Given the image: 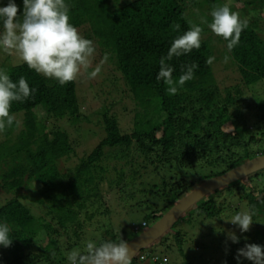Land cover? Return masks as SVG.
Instances as JSON below:
<instances>
[{
  "label": "trees",
  "instance_id": "16d2710c",
  "mask_svg": "<svg viewBox=\"0 0 264 264\" xmlns=\"http://www.w3.org/2000/svg\"><path fill=\"white\" fill-rule=\"evenodd\" d=\"M187 1L65 0L70 22L75 27L88 24L89 39L100 46L101 58L108 55L107 60L113 65L108 67V73L115 76L118 84L122 81L123 88L117 84L115 88L126 93L134 114L132 131H123L117 114L110 112L114 105L111 93L103 98L109 106L102 115L105 137L90 153L79 155L77 150L85 115L79 103L77 80L62 86L57 80L29 69L24 62L5 69L13 82L23 76L36 91L23 102L11 104L10 115H22L21 127L15 117L12 126L0 133V186L12 194L0 205V223L8 224L12 239L9 247L0 245V264H68V253L73 249L84 251L89 240L99 243L129 239L125 231L116 232L110 223L108 228L103 225L104 230L96 229L97 234L92 233L93 237L84 240L87 237L84 224L94 212L105 216L113 214L102 200L100 181L92 169V164L100 161L107 149H112L115 156L125 152L121 154L123 157H118L121 160H127L125 154L130 155L131 151L142 158L140 168L130 174L131 185L123 180L125 172L121 167L113 166L120 177L113 189L115 197L111 198L116 201V207H126V213L136 208L150 209L142 224L136 228L132 225L128 232L131 235L138 233L140 227L154 223L203 180L264 154V145L252 149L254 143L261 141L257 135L264 136V126L256 127L264 122V37L261 32L264 30V0H241L238 6L230 5L241 19L249 20L239 44L231 52L227 41L216 36V40L224 44L221 54L232 59L245 88L252 91L249 98H245L240 84L219 85L212 64L206 63L209 57L206 50L211 48L212 38L201 39L199 49L167 61L174 68V80L182 74V65L198 64L193 70L194 78L178 86L176 94H168V86L156 79L159 60L167 54L172 41L191 24L209 31L208 24L201 21L210 23L208 11L221 3L220 0ZM7 2L0 0V6ZM14 2L20 11L17 19H21L23 0ZM176 24L180 25L178 30L174 27ZM101 60L94 58L92 66L100 64ZM250 98L254 101L252 108L257 109V120L255 117L252 120L256 130L247 126L250 114H243L252 103L240 106L242 101H251ZM38 109H43L54 122L68 121L75 135L62 125L55 124L49 129L47 124L41 126ZM132 154L127 162L133 161ZM75 158L74 165L66 170L61 168L62 161ZM192 177L197 178L189 181ZM219 192L218 195L225 194L227 205H217L216 196L208 195L185 212L182 216L185 222L191 223L197 218L201 223L214 216L220 218L232 205H229L231 200L243 203L244 210L254 206L253 220L264 221V169ZM32 205L41 213L37 214ZM175 224L156 243L165 245V249H176L182 256L178 264H196L192 256L184 252V235ZM255 237L256 243L264 246V228L256 231ZM232 257L229 254L221 258L222 264ZM165 259L170 264L166 254L143 249L132 264H164Z\"/></svg>",
  "mask_w": 264,
  "mask_h": 264
},
{
  "label": "clouds",
  "instance_id": "9594fccd",
  "mask_svg": "<svg viewBox=\"0 0 264 264\" xmlns=\"http://www.w3.org/2000/svg\"><path fill=\"white\" fill-rule=\"evenodd\" d=\"M19 7L14 0H8L5 6H0V49L8 54H16L26 63L29 69L46 78L55 79L60 85L75 81L81 71L87 72L92 66V57L95 52L91 39L81 35L79 30L70 22L69 6L65 0H23L22 18ZM211 22L207 23L211 31L227 41L229 52L240 42V36L249 25L247 18L241 19L236 11L231 10L228 3L214 5L211 10ZM175 29L180 25L176 24ZM203 29L196 24L177 36L171 43L165 56L159 60L157 80H162L168 87V94H176L178 86L194 78L196 62L181 66V75L173 79L174 68L167 63L174 56L190 53L201 47V33ZM105 54L100 64L88 73L95 78L101 72V66L107 61ZM224 62L230 57L225 55ZM214 56L206 59L212 64ZM27 80L21 76L13 82L9 75L0 70V133L6 127H11L15 117L10 115L13 101L23 102L34 93ZM254 206L248 210L235 213L231 223L237 225L241 232H247L253 223ZM10 228L6 223H0V245L5 248L12 243ZM228 238L237 243L239 238L233 232H228ZM52 255H55L52 252ZM132 256L128 243L123 238L118 241L107 240L97 243L89 240L84 251L73 249L67 255L68 264H132ZM244 257L253 264H264V246L257 243H246L237 250V260ZM164 264H168L165 259Z\"/></svg>",
  "mask_w": 264,
  "mask_h": 264
},
{
  "label": "rangeland",
  "instance_id": "374dc122",
  "mask_svg": "<svg viewBox=\"0 0 264 264\" xmlns=\"http://www.w3.org/2000/svg\"><path fill=\"white\" fill-rule=\"evenodd\" d=\"M124 0H118L119 3H122ZM221 3H217V5H221L222 3H228L230 5L238 6L241 3V0H220ZM186 3L188 1L186 0ZM195 9V8H194ZM211 13V10L208 11V14ZM82 36L89 39L88 32H89V25L83 24L79 27H76ZM264 28V27H263ZM263 30V29H262ZM262 36L264 37V30L261 31ZM216 36L211 29L209 28V31H203L201 33V39L207 40L209 38L213 39V42L211 43V48H207L206 54L208 56H214L215 60L212 63V69L214 71V74L216 76L217 81H219V85L221 87H227L232 86L235 84H240L243 86L244 89V96L245 98H249L252 94L251 90H248L245 88L244 84L242 83V77L236 70L235 64L233 63L232 59L230 58L227 62H224V55H222V49L224 48V44L216 40ZM215 38V39H214ZM95 47V52L92 57L93 59L97 57V59H103L101 58V49L100 46L94 41V39L90 38ZM23 62L20 60L19 56L16 54H8L4 52L2 49H0V70L5 71V69L16 65L18 63ZM109 63V66L108 64ZM113 65L110 64V62L107 60L102 66H101V72L99 75H97L95 78H90L88 73L92 71L94 66H91L87 72L81 71L80 75L77 77L78 81V87L77 91L79 93L80 98V105L82 112L85 114L84 117H82L81 121V137H79L78 147L77 150L79 151L78 154L81 155L83 152L90 153L92 149L98 144V142L105 137V129L103 126V119L102 115L106 112V109L109 107L106 105V102H104L103 98L108 96L111 93V101H113L114 105L110 108V112H115L117 114V118L119 121V125L121 129L125 132H131L133 128V112H132V103L127 99V95L122 90H119L123 88L122 81L117 83V80H115V76L112 75V73H108V67H112ZM104 69V70H103ZM121 80V79H120ZM117 84V87L121 86V88L117 89L115 88V85ZM260 88V87H258ZM116 92V93H115ZM247 100V99H246ZM251 101L244 102L242 101L240 103V106L244 107L245 104L252 103L251 108H249V121H247V126H251L253 130H256L258 128H262L264 126V122H260L258 126H254L252 123V120H254L255 114L257 112V109L252 108L254 107V101L250 98ZM126 108V109H124ZM252 113V114H251ZM37 116H38V122L41 124V126H44V124H47L48 129L51 128L53 125H62L65 128L69 129L71 134L74 136V130L73 126L68 124V121L66 120H59L54 122L51 118L47 117L48 115L43 109L37 110ZM251 116V118H250ZM18 121V127H21L22 123V115H16L15 116ZM255 120L257 118L255 117ZM257 139L261 140L259 143H254V146L252 149H257V147L261 144L264 145V136L261 134L257 135ZM125 153V152H124ZM121 153V154H124ZM133 152L131 151V154ZM121 154L115 156L112 152V149H107L106 155L98 162L92 164V169L95 174V177L97 180L100 181V186L102 188V200L105 202V205H108L109 210L111 211V216H105L99 212H94L92 218L90 220H87L84 224L87 232L85 237V241H88L91 237H93V234H97V230H104L108 224H112L113 228L118 233L128 234L131 238L134 233L131 235L128 232L131 230L132 225L139 226V223L142 224V219L145 215L148 214L150 209H135L130 212L126 213V207H116V201H113L111 198L115 197L113 194V189L117 184V178L118 180L120 177L117 175V171L113 170V166L116 165L118 168L122 169L125 172L124 179L128 185L132 184L133 177L130 176L132 170H137L140 168L139 164L142 158L136 154H132L133 161H128L129 158H131V154H125L127 156V160H121L118 159L119 156H122ZM123 157V156H122ZM77 162V159L70 160L68 162H61V168L63 170H66L68 166H72ZM140 172H143L141 169ZM167 178L169 177L168 174H164ZM139 177V176H138ZM137 177V178H138ZM160 177V176H159ZM197 177L189 178L194 180ZM157 182H161L160 179H157ZM134 186L136 187L139 183L134 182ZM1 184V183H0ZM123 182H121L120 185H122ZM120 187V186H119ZM118 187V188H119ZM117 188V187H116ZM28 193V192H27ZM219 190L209 194V196H216L215 200L217 205H221V203H225L227 205V200H225V194H219ZM208 196V197H209ZM12 197L11 193H6L2 187L0 186V205L3 204L6 200ZM111 200V201H110ZM232 202L229 203V208L224 210L225 213L221 215L220 218L218 216H214L213 218L209 219H203V221L200 223L198 222L197 218L191 220V223L185 222L183 219L184 217H181L175 224L176 229H181L182 234L184 235V243H183V249L184 252H186L190 257L192 256L194 263L196 264H222V259L224 256H228L229 254L232 255L231 261H224L226 264H253L252 261L247 260L244 257H240L239 260H237V250L239 248L244 247L246 243H256L255 239V232L264 228V221L258 222L256 220L253 221L250 230L247 232H241L239 227L233 223H231L232 216L240 211H244L243 203L240 205L238 201L231 200ZM133 202V201H132ZM107 203V204H106ZM128 203V202H127ZM134 203V202H133ZM104 205V206H105ZM128 207V205H127ZM233 207H239L240 209L234 210ZM31 208L37 213L40 214L41 211L34 208V205L31 206ZM226 208V207H225ZM223 208V209H225ZM103 209V208H102ZM117 210V211H116ZM222 210V209H221ZM223 211V212H224ZM105 225L106 227H104ZM108 228V227H107ZM146 227H140L138 230H144ZM96 230V231H95ZM233 232L235 235L241 239V243H233L228 238V232ZM93 233V234H92ZM127 240V239H126ZM173 242V241H170ZM168 242V243H170ZM147 251L153 250L154 252L158 254H166L169 258L170 264H178L182 260V256L176 249H165V245L155 242L148 248H146ZM222 258V259H221ZM137 264H140L137 262Z\"/></svg>",
  "mask_w": 264,
  "mask_h": 264
},
{
  "label": "water",
  "instance_id": "95a60500",
  "mask_svg": "<svg viewBox=\"0 0 264 264\" xmlns=\"http://www.w3.org/2000/svg\"><path fill=\"white\" fill-rule=\"evenodd\" d=\"M264 169V154L256 155L235 165L222 174L211 176L175 201L154 223L127 239L132 261L137 254L159 240L185 212L209 194L244 180L247 176Z\"/></svg>",
  "mask_w": 264,
  "mask_h": 264
},
{
  "label": "built area",
  "instance_id": "2783aa9c",
  "mask_svg": "<svg viewBox=\"0 0 264 264\" xmlns=\"http://www.w3.org/2000/svg\"><path fill=\"white\" fill-rule=\"evenodd\" d=\"M154 259H156V258H154Z\"/></svg>",
  "mask_w": 264,
  "mask_h": 264
}]
</instances>
